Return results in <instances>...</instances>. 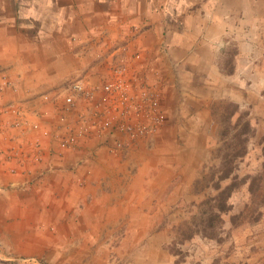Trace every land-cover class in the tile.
Wrapping results in <instances>:
<instances>
[{"label":"rangeland","instance_id":"obj_1","mask_svg":"<svg viewBox=\"0 0 264 264\" xmlns=\"http://www.w3.org/2000/svg\"><path fill=\"white\" fill-rule=\"evenodd\" d=\"M198 8L216 19L187 35L192 49L182 76L176 60L155 69L161 88L167 79L175 88L168 130L160 131L163 125L117 155L108 134H89L105 140L115 159L101 168L111 177L71 181L66 195L33 193L38 183L28 179L1 184L26 205L10 212V220L25 223L10 233L26 242L0 243L6 264H264V202L251 207L247 183L231 194V209L212 228L206 224L236 122L250 125L247 153L237 159L239 179L259 173L264 181V0H201L186 12ZM199 23L190 20L191 27ZM78 77L56 85L53 95ZM59 119L52 137L60 155L66 149L58 145L65 134ZM3 121L15 125L12 116ZM34 123L22 117L19 126L36 129ZM10 149L9 156L19 154Z\"/></svg>","mask_w":264,"mask_h":264},{"label":"crops","instance_id":"obj_2","mask_svg":"<svg viewBox=\"0 0 264 264\" xmlns=\"http://www.w3.org/2000/svg\"><path fill=\"white\" fill-rule=\"evenodd\" d=\"M195 1L201 2L0 0V186L28 179L38 183L33 193L66 195L71 181L83 179L88 183L89 179L111 177L101 172L102 166L115 160L107 152L103 139L85 137L79 140L76 149L57 153L52 130L60 122L59 117L63 123L76 119L77 115L63 110L62 99L45 102L42 95H53L56 85L77 74L89 73L93 83L105 78L106 66L97 56L105 60L110 47L124 44L150 54V72L169 69L177 61L178 74L182 76L192 49L187 35L201 34L202 25L216 19L201 8L186 12L187 6ZM191 19L200 23L191 27ZM167 71L165 74L169 75ZM163 82L162 108L167 121L160 131L171 127L174 115L169 104L174 84L171 79ZM45 113L48 118L43 119ZM11 116L15 123L12 127L3 121ZM17 117H25L39 126L21 129ZM10 137L16 141L8 140ZM10 148L19 154L9 156ZM12 194L0 187L3 213L0 243L4 245L12 238L14 243L26 242L19 234L10 233L12 227L25 226L23 218L10 220V212L14 208L26 210L23 201L10 198ZM16 250L21 252L19 245ZM3 260L0 259V264H6Z\"/></svg>","mask_w":264,"mask_h":264},{"label":"built area","instance_id":"obj_3","mask_svg":"<svg viewBox=\"0 0 264 264\" xmlns=\"http://www.w3.org/2000/svg\"><path fill=\"white\" fill-rule=\"evenodd\" d=\"M108 51L105 60L97 56L106 66L105 78L93 83L89 73H84L69 81L59 93L42 95L45 102L61 97L63 110L77 115L76 119L61 123L65 134L58 137V145L63 149H76L80 138L91 133L108 134L112 141L108 145L110 152L117 155L166 124L162 88L158 72L148 68L149 53L127 44L112 46ZM17 119L21 124L22 117Z\"/></svg>","mask_w":264,"mask_h":264},{"label":"trees","instance_id":"obj_4","mask_svg":"<svg viewBox=\"0 0 264 264\" xmlns=\"http://www.w3.org/2000/svg\"><path fill=\"white\" fill-rule=\"evenodd\" d=\"M235 109L232 113H226L224 119H229L234 116ZM235 133L231 136V142L223 148V155L221 157V164L219 168L220 175L217 177L213 187L217 189L214 197L215 204L210 207V213L207 215V228H212L215 220L221 218V214L226 213L231 208L227 205V201L231 194L240 185L247 183V192L251 196V207L261 206L264 202V181L259 173L239 179L237 173L238 165L237 159L242 158L247 153V141L249 136L250 125L249 122L234 124ZM247 180V181H246ZM223 181H228L226 185L222 186ZM217 217V218H216ZM206 228V227H205ZM209 234V233H205ZM211 236V235H210Z\"/></svg>","mask_w":264,"mask_h":264}]
</instances>
